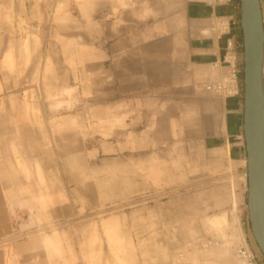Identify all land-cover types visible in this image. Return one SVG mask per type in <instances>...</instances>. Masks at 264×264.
I'll return each instance as SVG.
<instances>
[{
    "label": "crops",
    "instance_id": "0c3cea01",
    "mask_svg": "<svg viewBox=\"0 0 264 264\" xmlns=\"http://www.w3.org/2000/svg\"><path fill=\"white\" fill-rule=\"evenodd\" d=\"M261 7L264 23V0ZM72 8L79 68L102 77L95 96L84 98L89 111L75 115ZM233 71L223 139L245 151L240 0H0V264H108V243L87 218L92 160L150 147L135 141L145 122L135 104H196L203 87ZM124 103L125 146L109 140ZM208 224L221 229L225 217ZM196 261L186 254L179 264Z\"/></svg>",
    "mask_w": 264,
    "mask_h": 264
},
{
    "label": "rangeland",
    "instance_id": "374dc122",
    "mask_svg": "<svg viewBox=\"0 0 264 264\" xmlns=\"http://www.w3.org/2000/svg\"><path fill=\"white\" fill-rule=\"evenodd\" d=\"M73 11L70 47L75 54H71L70 74L75 95L70 96L68 109L75 115L85 106L89 111L84 98L95 96V79L102 77L79 68L78 39L73 38L77 9ZM57 29L56 23L49 29L55 40ZM224 79L203 87L196 104L183 99L135 104L144 107L145 120L135 128V141L149 142L150 147L123 150L101 162L92 160L87 218L99 224V237L108 243V264H179L186 254H192L196 264H244L245 249L252 264L264 262L263 254L255 252L258 247L249 225L246 150L239 151L223 139V100L228 92H219L217 86ZM125 106L113 119L109 137L124 146L131 119ZM158 106L162 110L155 117L150 111ZM146 129L150 135L144 133ZM215 216L225 217L221 229L208 224Z\"/></svg>",
    "mask_w": 264,
    "mask_h": 264
},
{
    "label": "water",
    "instance_id": "95a60500",
    "mask_svg": "<svg viewBox=\"0 0 264 264\" xmlns=\"http://www.w3.org/2000/svg\"><path fill=\"white\" fill-rule=\"evenodd\" d=\"M240 10L244 40L247 209L251 233L264 256V23L261 0H240Z\"/></svg>",
    "mask_w": 264,
    "mask_h": 264
},
{
    "label": "built area",
    "instance_id": "2783aa9c",
    "mask_svg": "<svg viewBox=\"0 0 264 264\" xmlns=\"http://www.w3.org/2000/svg\"><path fill=\"white\" fill-rule=\"evenodd\" d=\"M236 84V73L233 71L230 73V75L224 79L223 82L218 84V91H227L228 94H231ZM245 177L247 178V172L245 173ZM241 255L243 257V263L244 264H252L253 257L251 253L248 250H244L241 252Z\"/></svg>",
    "mask_w": 264,
    "mask_h": 264
},
{
    "label": "bare ground",
    "instance_id": "6f19581e",
    "mask_svg": "<svg viewBox=\"0 0 264 264\" xmlns=\"http://www.w3.org/2000/svg\"><path fill=\"white\" fill-rule=\"evenodd\" d=\"M264 66V65H263ZM262 84H263V89H264V68H263V79H262ZM219 222V221H218ZM217 220H216V225H217ZM221 222V221H220ZM219 224V223H218Z\"/></svg>",
    "mask_w": 264,
    "mask_h": 264
},
{
    "label": "trees",
    "instance_id": "16d2710c",
    "mask_svg": "<svg viewBox=\"0 0 264 264\" xmlns=\"http://www.w3.org/2000/svg\"><path fill=\"white\" fill-rule=\"evenodd\" d=\"M250 225V224H249Z\"/></svg>",
    "mask_w": 264,
    "mask_h": 264
}]
</instances>
